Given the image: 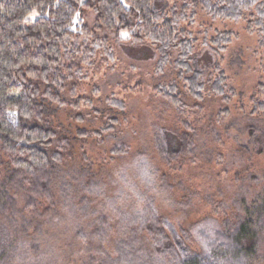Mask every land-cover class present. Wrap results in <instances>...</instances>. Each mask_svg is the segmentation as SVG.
<instances>
[{"label": "trees", "instance_id": "1", "mask_svg": "<svg viewBox=\"0 0 264 264\" xmlns=\"http://www.w3.org/2000/svg\"><path fill=\"white\" fill-rule=\"evenodd\" d=\"M197 9L212 23H245L246 34L256 35L257 49L264 50V0H0L2 237L21 238L26 244L32 241L27 251L36 249L45 223L51 217L59 220L60 199L64 209L82 216L72 220V236L82 244L91 264H97L98 257V264H264V186L250 166L234 173L237 192L229 205L224 201L215 205L204 195L214 214L187 230L160 215L154 199L145 194L140 210H116L114 226L103 211L91 210L96 200L105 198L104 174L96 170L85 150L77 163L75 146L86 145L88 139L102 144L116 140L108 161L99 163L100 170L127 156L129 145L125 136L116 133L117 120L98 129L78 128L73 137L55 122L58 111L66 108L73 110L78 124L94 122H88L89 114L79 113L86 107L95 112L92 102L80 97L79 86L100 70L99 62L114 60L112 44L148 47L156 55L155 73L170 69L176 77L153 88L155 97L178 115L177 126L156 124L153 130V147L162 165L180 172L187 163L204 159L211 164L217 156V165L223 166V156L215 151L216 146L223 147V133L234 126L231 121L226 127L225 121L237 93L222 69V55L237 36L224 31L210 37L205 26L195 33ZM198 44L214 57L211 66H199ZM234 64L241 66L238 59ZM260 70L264 72V65ZM110 97L108 105L124 111V102ZM186 98L192 106L184 103ZM249 103L247 119L254 121L246 128L252 140L250 152L262 156L261 84ZM211 106L216 110L201 116ZM209 137L212 143L206 151ZM142 162L143 176L147 165ZM228 168L223 166L218 177L227 176ZM146 183H152V189L176 212L186 213L199 196L189 192L176 200L168 177L156 169L146 174ZM93 217L91 225L84 226L91 230L82 228L84 220L90 222Z\"/></svg>", "mask_w": 264, "mask_h": 264}, {"label": "rangeland", "instance_id": "2", "mask_svg": "<svg viewBox=\"0 0 264 264\" xmlns=\"http://www.w3.org/2000/svg\"><path fill=\"white\" fill-rule=\"evenodd\" d=\"M196 14L195 33L202 32L205 28L201 26H205L210 37L214 36V32L224 31H231L237 36L222 55L224 60L222 69L228 78V84L237 93V97L229 106L230 118L225 121V125L229 126L232 121L234 126L230 127L232 129L227 134L223 133V147L216 146L215 151L218 156H223L220 163L229 167L227 176L218 177L223 166L217 165L220 161L216 159L217 156L212 157L211 164L204 159L198 164L187 163L180 172L169 171L162 165L153 147V130L156 124L168 128L177 126L178 115L172 107H166L155 97L153 88L175 81L176 77L170 69H166L161 75L155 73L156 55L148 47H132L126 43L116 46L112 44L114 60L108 63L99 62L100 70L92 73L89 80L79 86L80 97L90 100L95 110L92 112L86 107L79 113L89 114L88 122L93 119V123L75 122L71 108L62 109L56 115L55 122L60 123L71 137L75 136L78 128L98 129L113 119L118 122L116 133L120 137H126L129 145L128 155L118 158L113 164L104 165L101 170L99 163L108 161L109 151L115 146L116 140H106L105 144H102L101 141L88 139L86 145L85 142H79L75 146L77 163L81 162V152L85 150L86 156L94 162L96 170L104 174L105 198L96 200L91 210L96 208L97 212L103 211L111 225L116 224L117 209L140 210L144 205L142 194H145L146 198L154 199V207L160 215L174 226L187 230L193 223L214 214L213 206L203 200L205 194L215 205H219L221 201L229 205L237 192L233 175L242 168L250 166L253 175L264 186V155L253 156L250 152L252 140L246 131V128L254 123L247 119L251 112L249 100L256 94L259 84L264 87V72L260 70L261 65H264V50L257 49L256 35L246 34L245 23H212L199 9L196 10ZM200 36L198 43H201ZM122 38L125 39V36ZM196 53L200 55L198 60L200 67H209L213 64L214 57L199 44L196 46ZM237 59L241 63L239 67L234 64ZM137 87L138 90L132 91ZM111 95L124 102V111L108 105L107 100ZM190 101L184 99V103L192 106ZM212 110H216V107L205 108L201 116H208L207 113H211ZM210 142L212 143V138L209 137L206 140V151L211 146ZM142 161L147 165L143 176ZM155 169L159 174L168 177L176 200L184 199L189 192L199 194L186 213L172 210L164 203L163 195L152 189L153 184L146 183V174ZM58 201L59 220L51 217L45 223L44 235L42 240L35 243L36 249L27 251L29 247L27 244L31 245L32 241L26 244L21 238L0 235V264H91L82 244L72 236L74 226L72 220H81L82 216L77 212L70 213V209H64L60 199ZM73 215L76 217L73 218ZM93 220L94 217L90 222L84 220L82 228L87 229L84 226L89 223L91 225ZM115 235L111 236L112 240H115ZM107 248L111 250V245L106 244ZM96 260L99 263L101 257Z\"/></svg>", "mask_w": 264, "mask_h": 264}]
</instances>
